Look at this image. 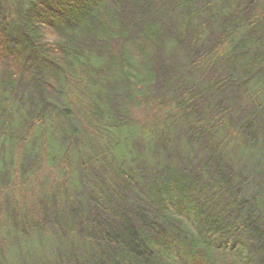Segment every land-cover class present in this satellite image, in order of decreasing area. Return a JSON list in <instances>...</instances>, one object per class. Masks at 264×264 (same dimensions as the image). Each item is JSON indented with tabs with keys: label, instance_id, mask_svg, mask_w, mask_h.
<instances>
[{
	"label": "trees",
	"instance_id": "obj_1",
	"mask_svg": "<svg viewBox=\"0 0 264 264\" xmlns=\"http://www.w3.org/2000/svg\"><path fill=\"white\" fill-rule=\"evenodd\" d=\"M167 1L171 9L202 16L200 33L208 25L205 16L213 20L232 4L233 13L222 19L219 15L218 30L223 42L240 29L246 11L259 5L264 14V0L225 4L218 0H191L194 2L189 8L188 0H0V143L1 133L15 120L5 104L11 97L23 103L28 113V119L18 123L24 129L21 140L34 127L60 116L68 127L64 141L71 142L70 148L78 149L82 135L74 126V115L64 114L69 110L65 102L76 81L83 85L85 96L73 98L84 119L93 109L84 102L88 87L96 86V76L104 72L95 62L82 60L83 46L91 52L108 54L107 73L124 82L125 92H117L115 85H110L113 94L108 99L113 97L116 102L112 112L105 111L100 119L90 122L84 119L101 141L121 122L130 121L126 117L131 103L153 108L151 95L158 96V103L164 102L166 92H158L160 86L157 87L158 81L161 83L158 78L162 75L164 40L156 25L161 20L157 15L162 14L158 5ZM238 42V46L248 43L253 48H244L249 51L242 50L234 67H230L228 58L221 67L224 70L228 64V74L233 79L240 72L244 77L235 85L248 89L263 75L264 31L258 35L254 24H250ZM204 43L207 47L203 48V56L219 47V43ZM223 80L217 79L213 84L210 97L220 91ZM204 91L208 87L203 86L202 91L192 87L187 98L181 99L179 107L187 105V110L183 108L186 118H198L195 93ZM255 105L260 110L247 111L239 125L254 120L255 128L264 136V100ZM206 132L209 131L201 126H193L189 129V142L195 145ZM155 146L151 164L141 162L128 170L123 169L125 162L116 169L106 168L105 160L99 163L96 159H77L73 172L79 177L81 194H76L71 209L78 221L92 226L91 233L83 228V222L77 226L79 234L92 240V247L85 253L83 245L75 244L72 255L61 264H264V175L259 172V165H247L245 160L230 156L181 158L178 151L164 156L158 147L167 150V145L159 142ZM224 146L220 142V149ZM94 162L98 165L94 172L99 179L96 183L90 178ZM103 172L123 178L124 184L106 185ZM115 190L120 195L114 200L139 204L125 207L133 215L124 216L125 222L104 219L107 215L121 219L120 211L105 196L106 192L115 194ZM131 191L135 193L132 195ZM81 250L83 254L79 253Z\"/></svg>",
	"mask_w": 264,
	"mask_h": 264
},
{
	"label": "rangeland",
	"instance_id": "obj_2",
	"mask_svg": "<svg viewBox=\"0 0 264 264\" xmlns=\"http://www.w3.org/2000/svg\"><path fill=\"white\" fill-rule=\"evenodd\" d=\"M229 1L238 0H218L221 4ZM193 2L188 0L186 8L192 6ZM158 6L162 14L157 15L161 20L156 25V30L160 32L164 42L160 67L162 75L158 78L161 83L158 81L157 87L160 86L158 92H166L162 99L164 102L158 103L161 101L156 99L158 96L151 95L153 108H147L144 104L138 107L131 103L128 108L129 116L126 117L130 121L121 122V125L106 135L103 141L94 134L92 127L88 126L84 119L90 122L97 117L100 119L105 111L109 113L113 111L116 102L113 97L108 99L111 93L113 94L110 85H115L117 92H125L124 82L107 73L110 56L106 53L91 52L89 47L83 46L82 60L93 61L104 70L96 76L98 84L88 87L91 91H87L84 102L92 106L91 112H85L84 119L81 111L78 112V102L73 96H85L82 93L86 89L77 81L73 86V92H69L72 97L68 95V102H65L69 110L64 114L74 115L73 118L76 119L73 121L74 126L80 129L82 135L78 140V149L70 148L71 142L64 141L68 127L60 116H54L40 126L34 127V131L27 132L28 137L21 140L19 136L24 129L19 127L18 123L23 119L26 121L28 113L24 110L23 103L8 98L5 104L8 105L15 120L11 121L12 126H8L1 133L3 139L0 143V264H61L72 255L75 244L83 245L85 253L90 250L92 240L79 234L77 226L79 222H83V228L90 233L92 226L84 220L78 221L71 209L76 202V194H81L79 177L73 172L74 164L79 157L93 161L96 159L99 163L105 160L106 168L117 169L125 162L123 169L128 170L141 162L151 164L155 154L152 152L157 149L156 143L160 142L168 147L167 150L163 146L158 147L161 149L160 155L165 156L167 152L178 151L181 158L212 155L241 158L247 165L258 164L259 172L264 175V136L255 128L254 120L247 121L242 127L239 125L248 114L247 111L260 110L255 108V103L264 100V70L261 79L253 82L250 88L244 89L235 85L236 82L241 83L240 80L244 77L240 72L233 79L229 77L228 64H225L224 70L221 67L225 58H228L230 67H234L240 59L238 55L242 50L244 52L253 48L248 43L238 46V41L245 36L250 24H254L258 35L264 31V14L260 6L243 14L242 26L226 42L219 36L218 29L221 27L219 15L222 19L233 13L232 4L227 11L215 15L213 20L205 16L208 25L202 33L199 32L203 24L202 16L171 9L169 1ZM195 35L198 40L194 38ZM204 42H209L211 46L219 43V47L203 56V48L207 47ZM246 47L247 49H244ZM199 57L200 59H197ZM223 78L221 84L224 85L220 91L210 97L209 91L212 92L213 84L217 79ZM70 82L72 83V80ZM163 83L166 84L164 87ZM203 86L208 87V91H204V94L195 93L196 103H199L198 118H186L183 108L187 110V105L180 108L181 99L187 98L192 87L202 91ZM20 111L22 115L19 114ZM116 122L119 123V120ZM193 126H201L202 130L209 131L203 135L204 137L199 138L195 145L189 142L191 140L189 129ZM24 128H27L26 125ZM222 141L225 146L220 149L219 144ZM91 166L90 178L96 183L99 179L94 176V172L98 165L94 162ZM68 168L71 170L66 174ZM110 174L111 172L101 174L102 179L108 183L106 185L124 184L123 178L119 180V177ZM131 193L133 195L135 192ZM118 195L120 194H117L116 190L115 194L105 193L106 200L121 213V219L119 216H105L104 219L109 222L119 220L125 222L126 220L122 219L124 216H133L129 211L126 212L125 207L139 206L135 203L130 204V201L114 200ZM83 251L79 253L83 254Z\"/></svg>",
	"mask_w": 264,
	"mask_h": 264
}]
</instances>
